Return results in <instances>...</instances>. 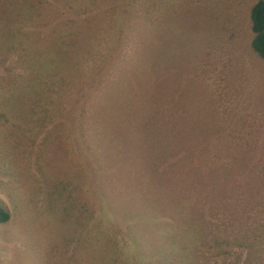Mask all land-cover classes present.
I'll use <instances>...</instances> for the list:
<instances>
[{
	"label": "rangeland",
	"instance_id": "obj_1",
	"mask_svg": "<svg viewBox=\"0 0 264 264\" xmlns=\"http://www.w3.org/2000/svg\"><path fill=\"white\" fill-rule=\"evenodd\" d=\"M256 1L0 0V264H264Z\"/></svg>",
	"mask_w": 264,
	"mask_h": 264
},
{
	"label": "trees",
	"instance_id": "obj_2",
	"mask_svg": "<svg viewBox=\"0 0 264 264\" xmlns=\"http://www.w3.org/2000/svg\"><path fill=\"white\" fill-rule=\"evenodd\" d=\"M251 29L253 32V38L251 45L255 52L264 59V0H257L251 8ZM10 214L6 213L0 207V222H6L9 220ZM164 235V232H163ZM164 241V239L162 240ZM164 258V254H162ZM138 258L146 264H153V261H148V257L138 255Z\"/></svg>",
	"mask_w": 264,
	"mask_h": 264
}]
</instances>
